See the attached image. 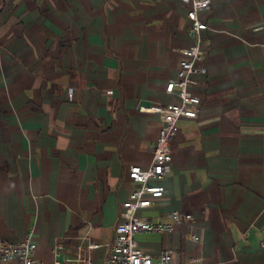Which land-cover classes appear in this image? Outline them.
Instances as JSON below:
<instances>
[{"label":"crops","instance_id":"1","mask_svg":"<svg viewBox=\"0 0 264 264\" xmlns=\"http://www.w3.org/2000/svg\"><path fill=\"white\" fill-rule=\"evenodd\" d=\"M185 0H0V238L29 237L41 264H102L123 202L146 168L160 108L178 103ZM208 41L178 120L164 194L137 214L195 222L138 232L172 264H264V0H211ZM153 182V181H152ZM89 243L98 247L86 249ZM80 246V249L77 247Z\"/></svg>","mask_w":264,"mask_h":264},{"label":"built area","instance_id":"2","mask_svg":"<svg viewBox=\"0 0 264 264\" xmlns=\"http://www.w3.org/2000/svg\"><path fill=\"white\" fill-rule=\"evenodd\" d=\"M185 1L190 4L186 16L189 20L188 34L194 43L181 50L188 59L180 61L177 79L168 81L164 87L166 93L177 95L179 102L166 103L159 109L161 113L159 133L151 144V164L146 168L132 165L128 169V176L136 187L122 204V219L114 227L113 238L109 243V254L102 264H172L171 249H163L154 259L137 246L134 235L138 232H172L175 223L183 220L195 222L192 214H181L175 211L168 214L169 221H154L137 214L140 209L149 207L153 198L164 194L165 185L161 181L171 160L170 142L178 131V120L182 117L195 118L200 104L198 96L188 94L187 86L196 82L192 74L206 72L205 65L196 64V61L206 52L208 44L201 35V32L207 28V24L199 18L198 13L208 9L211 0ZM262 245L264 246V241ZM98 246V244L89 243L85 248L92 249ZM35 248L36 244L29 237L18 242L0 238V264H41L34 255ZM77 248L80 249V246ZM60 251L61 244L56 243L52 248L55 257L50 264H66L57 258ZM80 264H92V262L89 258H85Z\"/></svg>","mask_w":264,"mask_h":264}]
</instances>
